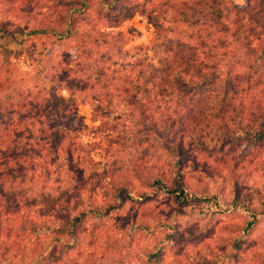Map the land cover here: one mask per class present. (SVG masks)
I'll return each mask as SVG.
<instances>
[{
    "label": "trees",
    "instance_id": "obj_1",
    "mask_svg": "<svg viewBox=\"0 0 264 264\" xmlns=\"http://www.w3.org/2000/svg\"><path fill=\"white\" fill-rule=\"evenodd\" d=\"M4 2L41 43L25 83L0 68V264H156L163 250L138 236L172 242L183 207L209 194L190 172L217 175L195 153L264 143V0ZM142 7L155 31L131 45L112 25ZM84 103L98 125L72 122ZM160 197L172 215L155 208L152 227L127 209Z\"/></svg>",
    "mask_w": 264,
    "mask_h": 264
},
{
    "label": "rangeland",
    "instance_id": "obj_2",
    "mask_svg": "<svg viewBox=\"0 0 264 264\" xmlns=\"http://www.w3.org/2000/svg\"><path fill=\"white\" fill-rule=\"evenodd\" d=\"M144 1V4L148 2ZM233 1L240 5L245 3V0ZM9 5L11 3H0V68L3 69L4 78L10 81L15 79L22 84L33 72L41 41L34 37L24 40L28 33L27 22L32 20L26 14L19 15L20 18L15 17V14L8 12ZM112 29L130 30L136 36L131 45H146L152 38L155 24L145 7H142L129 18L120 21L119 25H112ZM59 94L68 96L65 91ZM93 115V106L84 103L77 109L72 122L78 125H98L99 121L94 122ZM228 136L233 137L232 134ZM84 140L98 142L101 139L98 135H89ZM221 150L213 147L204 150L201 155L195 153L210 167V172L217 175L216 178L210 175L203 181L190 170L192 185L200 189L202 195L203 189L209 187V194H204L196 207H183L182 214L176 218L177 224L170 230L173 241L162 244L160 236L151 237L147 230L138 236L139 243L153 246L157 242V248L163 250L156 264H264V143L251 147L234 138ZM102 177L96 176V181ZM228 180L237 181V197ZM138 187L143 189L141 184ZM169 204V200L160 197L144 206L129 205L127 209L137 214L148 212L149 226L152 227L155 223V208L163 214L164 222L171 218L172 208H168ZM115 220L116 215L110 223ZM250 222L252 224L249 225ZM110 228L112 234H115L112 224ZM167 229L162 227L156 229L155 233L160 235ZM124 241L127 245L132 243L133 248L138 246V242L133 243L128 237ZM102 251L108 252L104 249ZM120 252L121 249L118 250ZM111 255L116 257L115 252ZM117 255L124 258L123 252Z\"/></svg>",
    "mask_w": 264,
    "mask_h": 264
}]
</instances>
